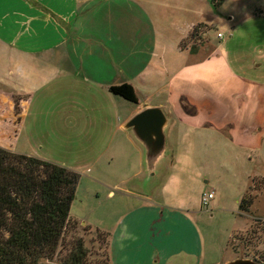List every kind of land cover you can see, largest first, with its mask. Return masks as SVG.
Returning a JSON list of instances; mask_svg holds the SVG:
<instances>
[{
  "label": "crops",
  "instance_id": "0c3cea01",
  "mask_svg": "<svg viewBox=\"0 0 264 264\" xmlns=\"http://www.w3.org/2000/svg\"><path fill=\"white\" fill-rule=\"evenodd\" d=\"M164 7L170 9L151 0L146 6L133 0H0V148L32 157L19 144L33 137L23 134L26 120L53 110V99L64 92L59 111L83 115L109 109L116 133L142 110L168 107L180 118L165 113L167 139L177 130V145L185 152L177 158L178 150L174 156L172 150L168 167L177 171L163 173L160 184L166 190L184 177L191 185L205 177L207 185L176 197H165L166 191L157 195L154 186L141 194L118 192L117 214L102 231L108 235L110 264H221L224 238L227 245L253 220L264 223V184L250 212H239L252 182L264 181V30L249 29L253 39L243 49L227 40L205 42L190 52L179 45L205 22L175 11L168 17ZM259 11L264 10L255 8L252 17L264 25ZM140 40L144 51L135 49L124 63L116 62L112 52L119 44L133 48ZM122 84L133 87L137 104L109 92ZM97 90L108 98L104 105ZM85 94L91 101L86 107ZM50 128L51 123L46 132ZM110 128L97 127V147H111ZM94 137L84 138L93 142ZM106 190L113 199V190ZM209 192L213 198L203 210L200 195Z\"/></svg>",
  "mask_w": 264,
  "mask_h": 264
},
{
  "label": "rangeland",
  "instance_id": "374dc122",
  "mask_svg": "<svg viewBox=\"0 0 264 264\" xmlns=\"http://www.w3.org/2000/svg\"><path fill=\"white\" fill-rule=\"evenodd\" d=\"M141 1L146 6L149 0ZM151 1L164 5L167 4L170 9L168 10L164 7L163 10L168 17H171L170 13L174 15L176 12L177 15H183V19H193V17L196 18L198 16V20L205 22L206 27L199 25V38L194 36L188 37V35L181 41L179 48L183 47L182 49L184 50H190L192 46L199 47L205 42L216 45L227 40L233 41L230 45L231 47H235L234 49H243L248 44V38L253 39L251 35L253 32H250L249 29L255 30L261 28V30H264V25L254 22L255 19L252 17L255 8L264 10V0H221L220 5L216 4L219 2L218 0ZM133 2L139 5L142 4L137 0H133ZM195 10L196 12H194ZM135 13L137 15L140 14L138 10H135ZM262 14L264 15V11ZM246 16L248 17L245 18ZM141 23H143L142 19ZM125 26L126 28H130V23L127 21ZM219 34L222 39L217 38ZM135 49L137 52L144 51V42L140 40L133 48L131 45L122 46L119 44L116 48L117 51L113 50L112 54L116 58L117 63H124L126 55L130 52L132 53ZM106 53H109V51H106ZM95 97L101 105H104L108 99H106L104 94L98 93V90L95 93ZM85 99L84 107L91 104L86 94ZM67 100L70 102V95L67 96ZM65 101L66 92L59 94L58 97L53 99V110L48 109V111H43L39 115L34 116L31 113V116L26 120L23 134H29V136L33 137L29 142L24 143L22 139L19 142L21 145L20 150L28 152L32 157L51 162L79 175L75 199L69 212V217L72 222L76 223V228L66 231L63 241L58 247L57 257L49 262L61 264L58 257L67 253V248H70L69 243L74 238H82L87 251V264H109L107 242L103 238H98L93 230L84 231V227L89 226L92 229H99L104 232L108 231L107 229L110 228L112 220L117 214L114 213V207L117 206L119 201L118 192H125V190L129 189H140L147 183L146 179L144 180L143 161L140 164L139 153L141 148L137 144L136 139L128 131L122 129L121 132L116 133L112 129L114 118L113 112L109 109L101 110L98 113L92 110L83 115H65L57 109V105L64 104ZM166 109L170 112L168 107ZM166 109L163 110L169 114L171 119L179 120L180 117L177 116L176 112L175 114L168 113ZM119 110L124 114L127 113V109L123 107H119ZM49 123H51V128L47 133L46 130ZM69 126L76 132V138L71 137ZM180 126L181 123H178L176 129ZM97 127H111L108 133L111 138L115 136L111 147H105V145L97 147ZM176 131L171 132L168 142L171 150H173V156L175 151L178 150L179 156L177 158H179L180 155L182 156L181 152H185V149H181L177 145L178 136ZM85 135L95 136L93 138L94 141L86 140L87 138H84ZM176 171L175 167L169 171V167L167 166L163 173H173L174 175ZM125 177H127L126 181L120 182V179ZM205 181V177L197 178L195 184L191 185L190 181H187L186 177H184L179 186L173 184V188L171 189V186L168 185L169 187H166V190H164L160 184L161 180H159L155 182L154 188L157 195L166 191L165 197H171L172 195L176 197V194L185 196V193H189L191 190L205 187L207 185L204 184ZM165 183L168 184L170 182L166 181ZM106 188L113 190V199H110L111 196L106 195ZM262 188L263 185L260 179L255 180L254 183L252 182L249 187L247 194L255 196L254 203L260 196ZM201 196L199 199L200 207ZM201 209L205 210L202 207ZM220 224L219 221H215L214 227L218 228ZM224 241L225 238L222 241L221 264L237 258L262 259L261 262L264 264L263 222L253 220L245 232L234 234L227 245L226 241ZM39 264H46V260L40 261Z\"/></svg>",
  "mask_w": 264,
  "mask_h": 264
},
{
  "label": "trees",
  "instance_id": "16d2710c",
  "mask_svg": "<svg viewBox=\"0 0 264 264\" xmlns=\"http://www.w3.org/2000/svg\"><path fill=\"white\" fill-rule=\"evenodd\" d=\"M218 1L216 4L220 5L221 0ZM199 25L193 27L188 37L199 38ZM197 48L192 46L190 52ZM108 90L127 102L138 103L129 84ZM78 180L77 173L64 167L0 148V264H39L57 257L64 234L76 228L69 212ZM254 199L246 193L240 200L239 212L248 214ZM86 230H93L108 245L106 233L89 226L84 227ZM69 246L67 253L58 257L60 263L87 264L82 238H74ZM251 260L262 264V259Z\"/></svg>",
  "mask_w": 264,
  "mask_h": 264
},
{
  "label": "water",
  "instance_id": "95a60500",
  "mask_svg": "<svg viewBox=\"0 0 264 264\" xmlns=\"http://www.w3.org/2000/svg\"><path fill=\"white\" fill-rule=\"evenodd\" d=\"M170 120L160 107L147 108L134 115L123 127L138 142L141 148L144 173L147 183L132 193L145 192L153 187L171 159L172 150L167 139ZM226 264H257L251 259L237 258Z\"/></svg>",
  "mask_w": 264,
  "mask_h": 264
},
{
  "label": "built area",
  "instance_id": "2783aa9c",
  "mask_svg": "<svg viewBox=\"0 0 264 264\" xmlns=\"http://www.w3.org/2000/svg\"><path fill=\"white\" fill-rule=\"evenodd\" d=\"M219 37H220V35H219ZM212 198H213V192L203 193L202 196H201V206H202V208L207 209L209 204H210V201L212 200Z\"/></svg>",
  "mask_w": 264,
  "mask_h": 264
}]
</instances>
